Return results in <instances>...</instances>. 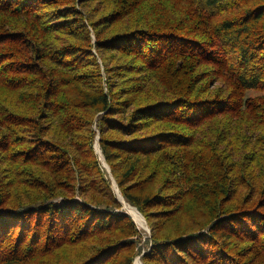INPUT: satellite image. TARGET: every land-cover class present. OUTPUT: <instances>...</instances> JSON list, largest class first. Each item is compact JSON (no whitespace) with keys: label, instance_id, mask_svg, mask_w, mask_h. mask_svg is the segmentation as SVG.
I'll return each instance as SVG.
<instances>
[{"label":"trees","instance_id":"1","mask_svg":"<svg viewBox=\"0 0 264 264\" xmlns=\"http://www.w3.org/2000/svg\"><path fill=\"white\" fill-rule=\"evenodd\" d=\"M137 256L264 264V0H0V264Z\"/></svg>","mask_w":264,"mask_h":264},{"label":"bare ground","instance_id":"2","mask_svg":"<svg viewBox=\"0 0 264 264\" xmlns=\"http://www.w3.org/2000/svg\"><path fill=\"white\" fill-rule=\"evenodd\" d=\"M97 150H98V154L101 156L102 161L104 162L105 166L107 167V169L109 171L110 169H109V167L105 163V160L103 158V155L101 153V150H100L98 144H97ZM120 198L123 199V197L121 196V194H120ZM123 203H124L125 208L128 210L129 214L135 219V221H137V222L139 221L140 224H144L145 220L142 217V215L140 214V212L138 211V209L136 207H134V206H131L130 204H128L125 201ZM139 262L140 261H139V257H138V259L136 260L135 263L136 264H140Z\"/></svg>","mask_w":264,"mask_h":264},{"label":"rangeland","instance_id":"3","mask_svg":"<svg viewBox=\"0 0 264 264\" xmlns=\"http://www.w3.org/2000/svg\"><path fill=\"white\" fill-rule=\"evenodd\" d=\"M98 139H99V137L97 136L96 142L94 143V144H95V150H96L97 153H98V150H97V144H98V145L100 144V143H98ZM98 155H99V154H98ZM99 159L101 160V163H102L103 167L107 169V167L105 166L104 162L102 161L100 155H99ZM105 163H106V162H105ZM106 165H107V163H106ZM107 166H108V165H107ZM108 167H109V166H108ZM107 170H108V169H107ZM114 188H115V191H116V193L118 194V196H120V191H119V189L117 188V185H116L115 182H114ZM123 208H124L123 210H125L126 212H128V210L125 208V206H124ZM128 213H129V212H128ZM142 217H143V216H142ZM143 218H144V217H143ZM144 220H145V219H144ZM135 223H137L139 229L142 231V233H143L144 235L147 234V233L149 232V227H148L146 221L144 222V224H140L139 221H138V222L136 221ZM138 257H139V261H140L139 263L142 264V261H141V259H140V256H137V257L135 258L134 264H136L135 262H136V260L138 259Z\"/></svg>","mask_w":264,"mask_h":264},{"label":"water","instance_id":"4","mask_svg":"<svg viewBox=\"0 0 264 264\" xmlns=\"http://www.w3.org/2000/svg\"><path fill=\"white\" fill-rule=\"evenodd\" d=\"M119 198H120V196H119ZM121 199V198H120ZM123 202H124V199H121Z\"/></svg>","mask_w":264,"mask_h":264}]
</instances>
